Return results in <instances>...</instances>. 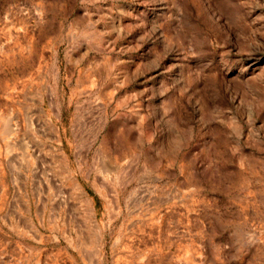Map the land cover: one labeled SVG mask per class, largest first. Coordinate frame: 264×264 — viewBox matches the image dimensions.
I'll use <instances>...</instances> for the list:
<instances>
[{
	"label": "rangeland",
	"instance_id": "rangeland-1",
	"mask_svg": "<svg viewBox=\"0 0 264 264\" xmlns=\"http://www.w3.org/2000/svg\"><path fill=\"white\" fill-rule=\"evenodd\" d=\"M0 264H264V0H0Z\"/></svg>",
	"mask_w": 264,
	"mask_h": 264
},
{
	"label": "crops",
	"instance_id": "crops-1",
	"mask_svg": "<svg viewBox=\"0 0 264 264\" xmlns=\"http://www.w3.org/2000/svg\"><path fill=\"white\" fill-rule=\"evenodd\" d=\"M147 69L146 67L144 73L142 66L136 65V67H134V73L136 74L135 78L137 81L134 87H131V89H124V83L121 82L119 85L117 84L114 89V93H119L124 99L125 97L128 98L132 104V110L129 112V115L124 112V109H118V111L122 110V112L120 111L118 114L119 116L125 115L124 125L126 127L130 126L134 134L141 132V127L144 126L145 121L148 119L156 125V128L162 127V130H164L163 125H165V122L168 123L171 121L170 114H167L168 112L165 109L167 93L165 83L162 79L155 80L153 76L147 74ZM155 105L159 108L158 111L150 109L151 106L154 107ZM129 110L130 108L127 111ZM105 128L106 124L101 128V131L104 132ZM172 166L175 167V163H173Z\"/></svg>",
	"mask_w": 264,
	"mask_h": 264
},
{
	"label": "bare ground",
	"instance_id": "bare-ground-1",
	"mask_svg": "<svg viewBox=\"0 0 264 264\" xmlns=\"http://www.w3.org/2000/svg\"><path fill=\"white\" fill-rule=\"evenodd\" d=\"M259 64V63H258ZM255 65H257V64H255ZM260 65V64H259Z\"/></svg>",
	"mask_w": 264,
	"mask_h": 264
}]
</instances>
